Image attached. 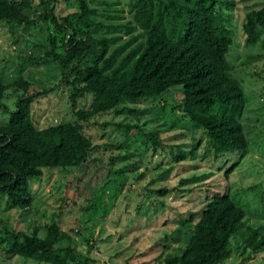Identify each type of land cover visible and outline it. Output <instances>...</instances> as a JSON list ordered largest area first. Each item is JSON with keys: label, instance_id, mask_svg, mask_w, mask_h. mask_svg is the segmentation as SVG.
I'll return each instance as SVG.
<instances>
[{"label": "rangeland", "instance_id": "1", "mask_svg": "<svg viewBox=\"0 0 264 264\" xmlns=\"http://www.w3.org/2000/svg\"><path fill=\"white\" fill-rule=\"evenodd\" d=\"M29 1L30 7L23 12L29 25L0 23V82L10 84L22 78L29 82L28 93L49 89L30 105L37 129L73 122L68 99L73 90L60 81L57 64L45 55L52 48L50 40L54 39L58 54L67 37L114 39L107 44V54L125 43L130 49L142 41L131 20L130 0H84L95 15L83 23L76 20L79 0H48L46 5ZM218 1L232 3L229 8L216 5L215 12L230 31L228 78L243 95L240 122L246 152L241 157L232 151L226 158H216L202 130H192L183 116L178 88L162 97L124 102L113 110L117 114H100L84 124L83 133L93 146L82 165L43 169L39 178L27 182L32 198L27 210L11 208L0 195V264H43L9 257L4 232L28 234L36 226L43 236L44 226L52 221L70 235L69 241L57 245L74 250L67 264H165L166 258L178 256L186 245L203 197L225 190L244 212V229L231 237L219 264H264V247L251 251L243 237L247 228L264 234V26L256 27L254 44H245L242 32L244 14L264 7V0ZM45 8H53L56 20L70 21L72 27L57 30L44 17ZM89 100L90 95L79 99L76 107H86ZM3 104L6 112L0 111V123L14 110L9 92ZM118 124L136 129H122L125 138ZM150 130L158 144L142 136ZM180 155L185 158L177 161ZM109 156L115 157L111 165ZM161 188L168 192L158 196L155 191ZM188 213H194L192 221L179 225Z\"/></svg>", "mask_w": 264, "mask_h": 264}, {"label": "trees", "instance_id": "2", "mask_svg": "<svg viewBox=\"0 0 264 264\" xmlns=\"http://www.w3.org/2000/svg\"><path fill=\"white\" fill-rule=\"evenodd\" d=\"M47 2L40 0V5ZM218 4L232 6L231 2L218 0H130L131 20L142 41L130 49L125 43L109 54L107 44L114 39L67 37L58 54L52 38V48L45 55L57 64L60 81L69 83L73 90L68 96L73 122L37 129L31 120L30 105L49 89L28 93L29 82L22 78L10 84L0 82V111L6 112L3 102L7 92L14 100V110L8 111L5 122L0 123V195L6 203L27 210L32 202L28 181L39 178L43 169H76L82 165L93 146L83 126L94 116L112 112L124 102L162 97L175 88L180 89L183 116L192 130H202L214 156L226 158L227 153L238 151L241 157L247 150L240 122L244 101L238 84L228 78L230 31L224 25L225 19L215 12ZM29 7V0H0V23L29 25L31 21L23 13ZM79 10L76 20L81 23L95 15L84 0H79ZM52 11L45 8L43 15L57 30L72 27L70 21L56 20ZM262 26L264 7L244 14L245 44L258 41L256 27ZM82 62L88 66L81 67ZM87 95L88 105L77 108L76 102ZM130 128L136 126L118 124L120 134L122 129L125 132ZM122 135L127 138L125 133ZM142 136L158 144L151 130ZM184 158L180 155L176 160ZM107 161L111 165L115 157L109 156ZM167 192L165 188L155 191L158 196ZM193 216L188 213L179 225L191 222ZM243 218V210L230 200L227 190L205 195L186 245L178 256L166 258L165 264H219L227 255L231 237L243 232ZM245 232L246 248L256 251L264 247V234L259 230L247 228ZM4 233L9 239L5 251L9 257L67 264L75 255L70 246H57L63 240L69 241L70 235L60 231L53 221L44 226L43 236L36 226L28 234Z\"/></svg>", "mask_w": 264, "mask_h": 264}]
</instances>
